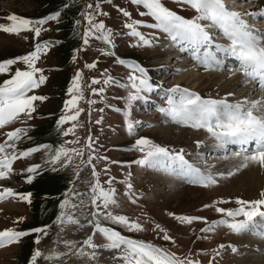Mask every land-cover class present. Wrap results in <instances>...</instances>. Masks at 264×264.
Listing matches in <instances>:
<instances>
[{
    "label": "rangeland",
    "instance_id": "1",
    "mask_svg": "<svg viewBox=\"0 0 264 264\" xmlns=\"http://www.w3.org/2000/svg\"><path fill=\"white\" fill-rule=\"evenodd\" d=\"M238 1L242 2V6L237 5L232 10L240 12L254 31L264 35V15L261 14L264 13V0ZM54 3V0H0V25H11L13 22L8 17L13 14L35 21L60 13L56 20L36 25L41 28L39 37L34 30H21L18 33L0 30V62L26 56L35 51L37 44H47L35 62V67L42 69V73H36V78L42 74L46 80L27 93L28 96L46 99L33 102L35 111L31 116L21 115L0 128V144L8 141V133L16 129L25 130L14 142L15 147L7 149L8 153L19 155L33 148L39 149L15 160L9 177L0 179V194L5 196L0 199V232L13 230L35 233L27 225L39 215L41 197L33 201L32 186L36 181L51 185L59 181L61 184H55L56 188L69 185V189L64 191L55 219L41 225L40 228L46 229V234L35 233L39 238L37 249L42 253L36 264H70L64 259L65 256L46 258L65 249L63 242L69 233L81 234L77 248L80 252L82 249L88 257L87 261H82L83 264H125L120 258L123 246L120 249L104 247L109 241L97 231L96 223L119 232L127 239L175 253L178 259L191 261L192 264H238L240 259L246 260L248 264H264L261 261L264 251L259 253L257 250L249 254L251 246L246 245L245 238L248 234L251 236V230L237 234L224 225L213 227V222L231 220L217 212L216 208L235 209L240 207L236 203L237 199L251 201L261 198L264 183L257 188V180L249 179V175L257 178V175L264 174L262 167L249 164L243 168V155H234L245 148L249 152L254 151V144L245 147L227 143L220 149L219 146L213 148L212 144L220 145V142L206 129L177 123L160 111L162 108L168 109L170 101L178 102L185 95L184 89L204 99L226 100L229 104L263 100L264 87H261L259 79L251 82L252 79L240 70L238 57L223 50L231 41L215 26L208 28L211 41L201 44L198 49L185 41H173L162 30L149 27L155 23L154 18L141 15L147 9L133 4L131 0H65L64 6L58 8L54 7ZM162 3L185 18L191 19L197 15L190 6L177 3L176 0H162ZM89 5L92 7L89 8ZM64 7L72 15L71 27L61 24ZM121 9L131 15L124 16ZM89 16L92 17L91 23ZM137 20L142 22L136 25L137 31L150 41L147 45L139 37L133 36L132 30L126 26ZM99 23L105 25L104 30H95L93 26ZM201 23L210 24L208 21ZM104 36H108L111 42L105 40ZM86 37L87 44L84 42ZM166 54L172 58L178 56L173 61L172 69L165 67L166 64L170 65L169 55ZM205 57H213L215 62L205 67L201 62ZM121 59L125 61L124 64L118 62ZM229 60L232 64L227 65ZM89 64H95V67L88 68L86 65ZM129 65L144 68L151 85L150 90L141 91L142 98L131 102V106L129 95L135 90L131 88L129 77L134 72L136 75L140 73ZM163 68H166L165 75H162L164 84L158 82ZM16 70L29 69L27 64L18 60L7 73L0 74V85L10 79ZM78 73L82 74L79 89L75 87ZM170 74L172 76L168 79ZM239 78L243 80L233 87V92H229L228 88L233 84H226ZM93 80L99 83H92ZM106 80L109 82L105 83ZM172 81L174 85L167 83ZM180 82L184 86L174 91ZM81 92L82 98L77 99L76 105L66 107V103L79 97ZM78 110L82 111L76 121L59 123L62 117L74 115ZM129 122L134 125L131 133L128 130ZM73 125L74 130L65 135ZM141 138L168 148L170 156L153 165L136 163L146 156L147 150L141 152L134 147ZM61 147L76 149L82 154L70 151V159L62 156L56 161L55 153ZM177 153L183 155L187 164L171 158ZM83 160L85 163L79 171L78 164ZM188 165L192 168L189 169ZM34 166H38L36 171L29 172L28 169ZM194 169H198L205 177L211 175L216 183L205 187L196 182ZM94 171L99 174L98 177L93 175ZM260 176V180L264 179V175ZM55 178L57 181H54ZM97 179L106 191L114 189L113 199L116 201L108 208H103L102 201L98 200L97 203L101 205L98 213L91 202V189ZM5 189H12L13 194L8 195ZM28 194H31L28 199L20 198ZM66 200L70 202L69 205L61 207ZM72 204L77 207H71ZM46 210H41L42 216ZM108 213L138 222L142 230H131L117 223ZM69 215L79 223H67ZM179 216L205 217L206 222L196 220L189 224L178 220L176 217ZM82 217H87L83 228L80 226ZM61 218L65 223L60 222ZM236 219L243 220L244 217ZM259 219L257 217V221ZM157 225L160 227L157 228ZM209 228L212 230L202 231ZM257 231V237L264 239V234H261L264 229L257 226ZM165 235L171 239L165 240ZM89 236L97 245L94 249L84 243ZM27 237L25 235L18 242L0 247V264H32L35 250L28 254L30 257L27 255L32 241V238ZM221 245L224 247L221 248ZM101 250L105 251L103 257ZM92 252H95V258ZM71 264L81 263L73 261Z\"/></svg>",
    "mask_w": 264,
    "mask_h": 264
},
{
    "label": "snow or ice",
    "instance_id": "2",
    "mask_svg": "<svg viewBox=\"0 0 264 264\" xmlns=\"http://www.w3.org/2000/svg\"><path fill=\"white\" fill-rule=\"evenodd\" d=\"M135 5H142L146 12L141 13V15H149L154 18L155 23L148 25L149 27L158 28L164 33L168 34L173 41H185L190 46L198 49L201 44H205L211 41L212 37L208 31L209 27L215 26L222 30L223 34L231 41V44L223 49L224 51L238 57L241 69L244 74L252 79H259L261 87H264V35L254 31L253 27L242 18V14L237 11H232L226 4V0H176L177 3L188 5L190 8L194 9L197 15L194 18H185L176 12L167 8L162 0H131ZM89 8L92 5L88 6ZM124 16H130L131 14L126 10L121 9ZM264 15V13H261ZM60 15L59 12L50 15L49 17L41 20H31L28 18L18 17L13 14L8 17L13 23L9 26L0 25V30L18 33L21 30H34L35 35L39 37L41 28L36 25H43L48 22V20H56ZM92 17L89 16V22L91 23ZM202 21H208L210 24L201 23ZM141 21H134L131 24L126 25L130 28L131 34L133 36L139 37L143 44L147 45L150 43L144 35L137 31L136 25L141 24ZM96 31H101L105 29L103 23H99L93 26ZM91 34V29L89 31ZM108 42H111L108 36L103 37ZM85 44L88 43L87 37L85 38ZM47 47V44L40 45L37 44L35 51L32 53L18 57L16 59H9L4 62H0V74L7 73L10 70V66L17 63V61H23L28 65L29 70H16L14 75L4 81L3 85H0V128L5 127L7 124L18 119L21 115L31 116V113L35 111L34 101L44 100L46 97L41 96H28L27 93L34 88H38L46 80L42 74L36 78V73H42V69L35 67V62L39 59V54L41 51ZM114 55V53H109ZM195 54V52H194ZM120 64H124V60L118 61ZM205 67H208L211 63H214L213 57H205L201 61ZM88 68H94L95 64L86 65ZM130 67L136 69L140 75H136L135 72L130 75L131 88L135 91L130 93L129 102L141 99V91L150 90L151 85L149 84L148 77L146 75V70L137 65H129ZM80 73L75 77V87L79 89V81L81 79ZM111 78H109L110 80ZM106 80L105 83H108ZM92 83H99L97 80H93ZM179 90V86L174 91ZM71 92L72 89H69ZM95 91V90H94ZM99 91H103L100 89ZM183 95L178 102H171L168 109H160V111L165 112L167 115L177 122L186 125H190L193 128H204L206 129L217 141L220 142V146H224L227 143L240 144L241 146L254 144V151L249 152L247 148L243 152H237L234 155H243V164L241 167L247 168L249 164H257L264 168V100H256L245 103L229 104L226 100H216V99H204L197 93H190L187 89H184ZM82 98V92L79 97H74L72 100L66 103V107L69 105L75 106L77 99ZM247 105V106H245ZM78 110L74 115L64 116L60 120V124H64L67 121H76L80 114ZM75 128L73 125L72 129H68L64 134L67 135L72 132ZM134 125L132 122L128 124V130L131 133L133 131ZM24 129H16L7 134L8 141L13 143L0 144V179H6L12 172L13 162L20 157H27L31 152L38 151V148H33L29 151L20 153L19 155L15 153H8V148L15 147V141L20 138V134L24 132ZM90 146V145H89ZM47 147V146H45ZM136 147L139 151L145 152L146 156L144 159L136 161V163L142 165H153L163 158L170 156L169 149L162 147L153 143L147 138H141L136 141ZM76 152L77 155H81L76 149H65L61 147L59 151L55 153L54 160L59 161L61 157L69 158V152ZM182 152V150H181ZM173 160H179L181 164H187L181 153H177L175 156L171 157ZM91 161L89 160V163ZM38 166L29 168V172H35ZM189 169L192 168L188 165ZM240 168H237L239 171ZM196 173V182L202 183L205 187L215 184V179L211 176H203L199 173L198 169L193 170ZM234 173H229L233 175ZM94 176L98 177V173L93 172ZM30 182V181H29ZM110 183V182H109ZM132 186L129 184V188ZM5 193L8 195L13 194L12 189H5ZM91 202L97 208V213L99 212L101 205L97 203L98 200L102 201L103 208H108L110 204H115L116 201L113 199L114 189L105 190L97 179L96 183L93 185ZM27 196L21 195V199H28ZM259 199L255 200H242L237 199L236 203L240 207L235 209H224L216 208V211L225 214L229 219H222L220 221L213 222L214 226L224 225L227 226L233 232L239 234L241 232L251 230L257 223V217L260 218L259 223H264V191L260 193ZM5 196L0 194V199H4ZM69 201H65L61 207H66L69 205ZM71 207L75 208L77 205L72 204ZM205 207H211V205H205ZM108 216L117 223H121L129 227L131 230H142V226L138 222H130L125 216H112L108 213ZM243 216V220H237V217ZM181 222L192 223L196 220H201L206 222L205 217L196 216H179L176 217ZM61 223H65V220L61 218ZM67 223L78 224L79 221L74 219L71 215L67 217ZM160 226L157 225V228ZM95 228L98 232L102 233L107 240L108 244L104 245L109 249H120L123 246V255L120 257L125 261V264H192L191 261L180 260L176 257L175 253H171L165 249L156 247L152 244L144 243L141 241H134L127 239L122 236L119 232L114 230L101 227L99 223L95 224ZM209 229H202V231H209ZM35 232H44L46 234V229L38 228L34 229ZM163 231V229H161ZM27 232H16L13 230H5L0 232V247L6 244H11L18 242L19 239L25 235ZM261 234H264L262 232ZM165 240H170L171 237L168 235L164 236ZM39 243V238L36 240ZM72 243L75 242H66ZM84 243L90 248H96L97 245L94 244L93 238L90 236ZM221 248L224 245L220 246ZM233 251H236L233 248ZM81 254L83 250L81 249ZM42 253L39 249L35 251L32 257V264H36L38 257H41ZM61 254H54V256H48L47 259L58 258ZM92 257L95 258V252H92Z\"/></svg>",
    "mask_w": 264,
    "mask_h": 264
},
{
    "label": "trees",
    "instance_id": "3",
    "mask_svg": "<svg viewBox=\"0 0 264 264\" xmlns=\"http://www.w3.org/2000/svg\"><path fill=\"white\" fill-rule=\"evenodd\" d=\"M54 7L56 6V8L58 7H62L64 6L63 3L65 2V0H54ZM53 6V3L51 4ZM70 11L64 7V9L61 12V24L66 25L67 27H71L72 25V15L69 14ZM41 142V141H40ZM51 143V142H48ZM36 145V144H35ZM84 160L83 162L80 161L78 166H79V171L81 169V167L84 165ZM76 176V175H75ZM54 181H57V178H55ZM53 185H51V183H42V181H36L35 184L32 186V195H33V201L38 198L41 197V202L39 203V208H40V212L38 213L39 215L37 216V218H32L31 221L28 223L27 228L34 230V229H38L42 226H44L45 224L49 223L50 221H53L56 217V213H57V209H58V205L61 202V200L64 197V191H67L69 188H67L69 185H66L64 188H56L54 185L55 184H61V182L57 181V182H53ZM35 187V188H34ZM31 192V191H28ZM32 201V203H33ZM32 206V204H31ZM46 210V213L44 212ZM41 210L43 211V216L41 214ZM33 214V213H32ZM41 214V215H40ZM26 227V226H24ZM26 228V229H27ZM35 233H39V232H35ZM35 233H29L28 237L32 238L29 243V247L27 249L28 253L30 252H34V250H37V236L35 235ZM27 237V239H28ZM30 255V254H29ZM28 255V256H29ZM30 257V256H29ZM28 257V259H29ZM28 259L26 260V262H28ZM22 264V263H21Z\"/></svg>",
    "mask_w": 264,
    "mask_h": 264
},
{
    "label": "bare ground",
    "instance_id": "4",
    "mask_svg": "<svg viewBox=\"0 0 264 264\" xmlns=\"http://www.w3.org/2000/svg\"><path fill=\"white\" fill-rule=\"evenodd\" d=\"M249 1V0H248ZM263 2V1H262ZM226 4H227V6L229 7V9L230 10H232V7H237V5L238 6H242V2L241 1H238V0H226ZM262 4H264V3H262ZM264 6V5H263ZM262 10L264 11V7L262 8ZM232 11H234V10H232ZM167 56L169 55V54H166ZM162 57V56H161ZM177 57L178 56H173V61L175 60V59H177ZM169 59L170 58H172V56L171 55H169V57H168ZM179 59H181L180 57H179ZM230 60H235V59H232V58H230ZM227 61V64H232V62L231 61ZM169 61V60H168ZM167 60H166V62H168ZM236 64V63H235ZM165 67H168V68H172V67H174L173 65H169V64H166V66ZM164 70H166V68H163L162 69V71H161V74L160 75H165V72H164ZM187 72H185V74H186ZM168 78V77H167ZM249 78H251V77H249ZM252 79V78H251ZM241 80H243L242 78H239V79H235V80H233V81H231V82H228L226 85H229V84H233V85H231L229 88H228V91L229 92H233V87L235 86V85H237ZM251 82H254L253 81V79L252 80H250ZM255 82H257V81H255ZM260 82V81H259ZM258 82V83H259ZM264 90V89H263ZM264 100V99H263ZM206 137V136H205ZM210 145H208V147H209ZM217 146H219L218 148L220 149L221 148V146L220 145H218L217 143H215V144H212V147L213 148H215V147H217ZM211 146H210V148H212ZM246 147V146H245ZM255 147V146H254ZM253 165V164H252ZM256 167H258V168H261L259 165H256ZM255 169V168H254ZM263 169V171H264V168H262ZM251 171H252V169H251ZM254 171V170H253ZM249 173H250V171H249ZM264 173V172H263ZM257 174H259L258 172H257ZM260 175H264V174H259V175H257V178L254 176V178H251L250 177V175H249V179H256L257 181L255 182V185L257 186V188H260L261 186H262V184L261 183H264V179L262 178V180H260L261 179V176ZM259 176H260V178H259ZM250 183H252V182H250ZM255 189V188H254ZM86 220H87V217H82L81 218V222H80V226H81V228H83V226H85V224H86ZM259 221H260V219L258 220V223L251 229V236L248 234L247 235V237L245 238V241L247 242L246 243V245H250L251 247H250V252L251 253H249V254H254V251H256L257 252V250H259V253H263V251H264V239H262L261 237H257V226H260L261 228H262V230L264 229V223H259ZM75 227V226H74ZM259 230H261V229H259ZM72 231V230H71ZM74 231V230H73ZM75 233V232H74ZM70 235H68V236H66V238H64V240H65V242H63V243H65V246H64V250L61 252L60 251V253H58V254H61V255H59V256H65L64 257V259L66 260V261H68V262H70V264H71V262H73V261H79L81 264H83V260L85 261H87V259H88V257H86V255L85 254H81V252L78 250V248H77V243H78V241L80 240V238H81V234H75V235H71V233H69ZM66 235V234H65ZM259 236H260V234H259ZM66 242H75L74 244H72V243H66ZM84 252V251H83ZM104 253H105V251L104 250H101V256L103 257L104 256ZM258 253V254H259ZM64 254V255H63ZM257 254V253H256ZM260 255V254H259ZM263 256V258H262V260L261 261H264V255H262ZM257 259V258H256ZM59 260V259H58ZM64 260V261H65ZM65 261V262H66ZM238 264H248V262L246 261V260H244V259H240L239 261H238ZM260 264V263H259Z\"/></svg>",
    "mask_w": 264,
    "mask_h": 264
},
{
    "label": "water",
    "instance_id": "5",
    "mask_svg": "<svg viewBox=\"0 0 264 264\" xmlns=\"http://www.w3.org/2000/svg\"><path fill=\"white\" fill-rule=\"evenodd\" d=\"M89 237H90V236H89ZM89 237H88V238H89ZM88 238H87V239H88ZM87 239H86V240H87ZM86 240H85V241H86Z\"/></svg>",
    "mask_w": 264,
    "mask_h": 264
}]
</instances>
